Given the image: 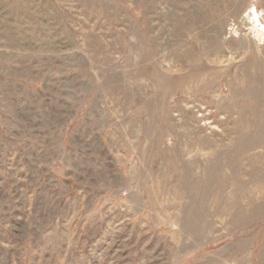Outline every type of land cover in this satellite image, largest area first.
Instances as JSON below:
<instances>
[{
    "label": "rangeland",
    "instance_id": "374dc122",
    "mask_svg": "<svg viewBox=\"0 0 264 264\" xmlns=\"http://www.w3.org/2000/svg\"><path fill=\"white\" fill-rule=\"evenodd\" d=\"M0 264H264V0H0Z\"/></svg>",
    "mask_w": 264,
    "mask_h": 264
}]
</instances>
